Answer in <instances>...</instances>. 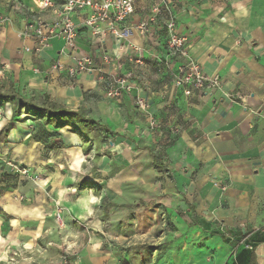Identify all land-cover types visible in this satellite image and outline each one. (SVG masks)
Segmentation results:
<instances>
[{"label": "crops", "instance_id": "0c3cea01", "mask_svg": "<svg viewBox=\"0 0 264 264\" xmlns=\"http://www.w3.org/2000/svg\"><path fill=\"white\" fill-rule=\"evenodd\" d=\"M152 2L136 0L134 13L123 26L128 36L119 44L111 38L101 43L82 29L75 51L68 50L61 39H53L36 56L24 50L34 46L33 39L22 36L24 26L35 19L51 22L55 20L54 14L38 11L35 0H0V16L10 20L0 25V77L6 78L1 90H14L23 98L34 96L39 104H42L39 99L45 101L54 94L80 104L85 100L83 94L89 92L110 101L95 75L84 74L71 83L65 74L50 72V66L55 62L70 66L74 57L88 54L106 75L134 70L135 86L142 90L150 115L162 125V132L154 133L155 138L149 137L148 143H153L154 151L161 147L157 154L152 150L154 163L166 180L172 182V185L166 182L168 186L163 192L185 196L184 201L174 203L173 223L186 230L188 225L176 210L189 205L192 230L200 234L212 230L206 237L218 248L214 264H233L246 247V239L253 232H264V0H173L177 30L188 36L190 56L207 77L217 78L220 83L218 88L208 87L187 98L171 85L168 71L163 67L166 59L162 52L163 34L156 32L142 37L137 30V25L147 19ZM73 20L80 24V15H73ZM119 54H122L120 59H115ZM152 55L161 62H154ZM103 56L110 58L109 64H103ZM139 57L143 59L142 66L134 63ZM134 96L135 92L124 95L112 107L105 102L112 117L110 127H121L123 117L130 116L136 123L137 116H145L135 107ZM5 104L11 105L12 112L11 102ZM8 125L11 129L5 134ZM172 126H177L179 132L173 141L165 144V132ZM50 133L44 131L46 138L52 140ZM4 136L10 144L27 138L34 142L31 133L20 135L12 124L4 127ZM217 180L223 181L221 186H215ZM0 213L6 217L7 227L2 231L5 237H0V247H9L6 253L0 250V264H9L10 253L18 255L12 264H30L21 259L19 247L30 248L25 244L38 237V231L26 227L32 223L31 213L20 209L8 196H0ZM1 223H5L2 218ZM246 228L248 231L235 244L230 242L229 239L234 240ZM239 242L243 247L235 258L227 261L231 244L236 246ZM263 244L256 247L259 257ZM259 264L264 261L260 260Z\"/></svg>", "mask_w": 264, "mask_h": 264}, {"label": "rangeland", "instance_id": "374dc122", "mask_svg": "<svg viewBox=\"0 0 264 264\" xmlns=\"http://www.w3.org/2000/svg\"><path fill=\"white\" fill-rule=\"evenodd\" d=\"M4 80L0 77V97L13 99V110L21 102L29 109L45 110L33 117V113L28 115L20 108V116L14 119L11 105L0 99V196H8L20 209L28 210L32 223L26 227L39 232L33 242L25 244L30 248L19 247L21 259L30 264L215 263L218 248L206 237L212 230L201 234L192 230L189 205L176 210L188 225L186 230H180L172 221L174 203L184 201L185 196L163 192L168 181L154 163L153 143L148 142L156 134L147 129L145 116H137L136 123L130 116L123 117L122 126L113 128L108 124L112 117L106 107L114 106V100L105 101L89 92L83 94L85 100L80 104L72 99L65 101L57 94L45 101L39 99L42 102L39 104L34 96L23 98L11 89L2 91ZM56 110L93 119L106 125L115 136L68 119L58 121V126L63 127L60 132L53 131L44 123L47 112ZM7 124L16 127L20 135L31 133L34 142L27 141L28 138L18 139L14 144L6 142ZM131 125H134L132 132ZM46 130H50L52 140L44 135ZM50 142L64 148L45 149ZM22 170L26 173L19 174ZM168 184L172 185L171 180ZM0 218L5 222L0 225L4 228L0 237L4 238L6 217ZM247 231L246 228L239 232L234 240L223 239L235 244ZM231 245L227 261L235 258L243 247L240 242ZM261 247V257L255 251L256 264L264 261V244ZM0 248L6 253L9 247Z\"/></svg>", "mask_w": 264, "mask_h": 264}, {"label": "built area", "instance_id": "2783aa9c", "mask_svg": "<svg viewBox=\"0 0 264 264\" xmlns=\"http://www.w3.org/2000/svg\"><path fill=\"white\" fill-rule=\"evenodd\" d=\"M135 3L136 0H35L36 9L40 12H51L55 20L46 22L35 19L27 22L22 36L33 39L34 46L33 48L25 47L24 50L38 56L49 47L51 40L61 39L68 50L75 51V42L82 29L91 36L99 38L101 43L111 38L114 43L119 44L128 36V30L123 26L134 13ZM75 14L80 15V24H76L73 20ZM9 21V18L0 16V25ZM176 23L173 0H153L147 19L137 25V30L142 37L156 32L163 34L162 52L166 57L163 67L168 71L171 85L181 90L184 97H190L193 92H200L208 87L218 88L219 80L207 77L200 65L190 56L188 36L178 32ZM135 51L141 54L139 49ZM121 55H115L114 58L119 60ZM151 57L154 62H161L156 55ZM102 60L105 65L111 61L108 56H103ZM72 61L70 66L55 62L49 70L57 74H65L71 83L81 75L93 74L101 82L104 95L109 100H120L124 95L135 92L134 105L147 116V129L152 133L162 132V125L149 113V106L141 96L142 90L135 86L134 70L106 75L88 54H79ZM134 63L138 66L144 64L142 57L137 58ZM178 132L177 126L167 128L165 144L173 141ZM160 149L161 147L157 146L154 152L157 154ZM18 173L26 172L22 170ZM222 183V180H217L215 186H221ZM246 247L251 249L249 246ZM17 256L16 253H10L8 263H14Z\"/></svg>", "mask_w": 264, "mask_h": 264}, {"label": "trees", "instance_id": "16d2710c", "mask_svg": "<svg viewBox=\"0 0 264 264\" xmlns=\"http://www.w3.org/2000/svg\"><path fill=\"white\" fill-rule=\"evenodd\" d=\"M0 99L2 101H4L5 103H9L11 101H13L12 98L10 97H0ZM20 106H16V108L12 111V117L15 119L17 117L20 116V108L25 110V113L28 115H31L33 117H37V115H40L42 112H44L45 110L43 109H36V108H32L29 109V107H27L24 103H19ZM63 119H68L70 121H75L76 123L94 129L96 131H101L104 132L108 135H113L107 128H105L104 126L100 125L98 122L85 118L83 116H80L74 112H70V111H65V110H56V111H49L47 112V118L45 120V125L46 126H51L54 129H62V126H58V121H61ZM11 129V126L8 125L5 128V134L8 133V131ZM48 150L52 151V150H56V149H62L64 148V145L62 144H55L53 142H50L49 146L46 147ZM103 205L105 206H109L106 203H103ZM264 243V232H253L245 241V246H249L251 249H243L237 256L235 259V263L233 264H255V254L254 251L256 249L257 246H259L260 244Z\"/></svg>", "mask_w": 264, "mask_h": 264}]
</instances>
